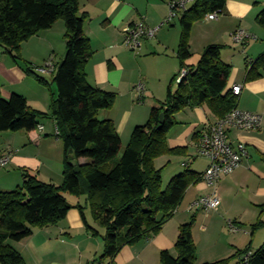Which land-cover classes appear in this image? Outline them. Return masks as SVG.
Masks as SVG:
<instances>
[{
  "label": "crops",
  "instance_id": "crops-1",
  "mask_svg": "<svg viewBox=\"0 0 264 264\" xmlns=\"http://www.w3.org/2000/svg\"><path fill=\"white\" fill-rule=\"evenodd\" d=\"M169 1L78 0L79 16L86 15L84 32L94 53L86 66L87 81L95 88L117 95L113 107L99 112L98 118L114 123L123 148L134 128L144 125L152 108L165 101L180 69L177 57L180 26L178 28L176 22L179 16L161 26L169 14ZM262 10L264 0H227L217 19L194 24L189 40L192 57L186 62L188 66L197 64L207 46H222L221 58L232 66L228 87H242L236 108L259 114L263 119L257 130H228L229 144L233 149L243 144L246 156L233 174L222 177L216 184L219 207L208 213L189 210L195 200L213 192L203 181L190 186L161 232L133 246L123 247L112 264H160L162 251L175 257L179 228L192 218L195 219L192 234L197 251L196 264L229 258L249 245L252 251L264 245V77L246 80L247 62L264 54V44L258 42L261 34L256 27L259 26L256 18ZM140 22L158 30L154 38H143L140 53L134 54L123 45V29ZM238 29L257 37L255 43H248L243 53L238 52V48H231V34ZM64 34L65 24L58 20L51 28L22 44L20 61L4 54L0 46L2 98L8 100L12 94L20 95L32 109L47 114L38 120L39 125L34 131L0 133V158L8 157L7 164L0 167V191H12L21 186L26 173L44 183L56 186L63 183V144L55 135L56 122L49 115L56 88L51 84L45 87L36 79L40 76L48 82L54 75L39 74L35 68L49 60L59 63L65 53ZM262 38L264 41V35ZM138 83L145 89L142 103L137 102L134 92ZM175 117L177 124L168 134V146L171 149L186 148V154L160 157L155 162L156 167L163 168V173L174 165L171 172L174 176L185 169L203 174L209 162L197 156L196 143L205 126L218 119L205 106L185 109ZM200 160H204L201 168L197 167ZM85 162L79 160V164ZM80 204L78 200L71 206ZM86 220L101 232L87 217ZM258 222L262 226L252 230ZM229 223L237 228L236 233L231 232ZM197 230L199 234H195ZM9 244L25 264H71L67 260L76 253L78 264H90L102 251L99 239L86 232L77 208L71 209L58 225L34 229L29 238Z\"/></svg>",
  "mask_w": 264,
  "mask_h": 264
},
{
  "label": "trees",
  "instance_id": "trees-1",
  "mask_svg": "<svg viewBox=\"0 0 264 264\" xmlns=\"http://www.w3.org/2000/svg\"><path fill=\"white\" fill-rule=\"evenodd\" d=\"M226 2L195 0L185 11L177 12V57L180 69L187 68L189 74L174 91L168 90L164 102L152 108L144 125L134 128L123 148L114 123L98 118L99 112L113 107L117 95L87 81L86 66L94 53L84 32L86 15L79 16L78 0H0V46L14 61L22 59L24 42L58 20L65 24V53L58 64L54 63L56 96L51 97L49 114L63 144V183H44L26 173L21 186L0 191V264H25L9 242L29 238L34 229L58 225L73 208L79 210L86 232L103 241L102 254L90 264H112L123 247L161 232L188 188L202 181V174L185 169L165 188L162 186L163 168L156 167V160L186 154V148L168 146V134L177 124L176 114L205 106L219 120L237 107L238 99L228 87L232 66L222 60V46L209 45L195 66L186 64L192 57L189 40L194 24L208 14L221 15ZM256 22L264 30V10ZM261 77L264 54L247 62L246 80ZM36 79L45 87L50 84L40 76ZM46 115L32 109L20 95L12 94L5 100L0 94V133L34 131L38 120ZM80 159L86 162L79 164ZM66 195L84 198V206H71ZM86 209L101 232L87 222ZM194 223L192 218L180 226L174 245L176 256L162 251L160 264H196ZM260 226L258 222L252 230ZM205 264H264V245L255 251L249 245L229 258Z\"/></svg>",
  "mask_w": 264,
  "mask_h": 264
},
{
  "label": "built area",
  "instance_id": "built-area-1",
  "mask_svg": "<svg viewBox=\"0 0 264 264\" xmlns=\"http://www.w3.org/2000/svg\"><path fill=\"white\" fill-rule=\"evenodd\" d=\"M195 0H170L168 3L169 14L163 21L162 25L170 23L175 19L177 12H183L194 3ZM219 12L208 14L205 20L212 21L218 18ZM158 28L151 29L147 27L144 22L126 26L123 29L124 40L123 45L129 51L137 52L141 49V41L143 38H154ZM233 42L242 46L244 49L251 41H256L257 37L245 30L238 29L231 34ZM36 72L39 74H52L55 69V64L52 60L46 61L42 66L36 67ZM189 74L187 68L179 69L175 81L179 83L183 78ZM233 94L238 97L241 93L242 87L235 85L232 88ZM136 93V100L142 103L143 94L145 92L144 86L138 83L134 87ZM263 122L262 116L247 111H241L234 108L224 118L217 120L213 124H208L199 134L196 143L197 156L208 160L209 165L202 174V181L213 189L212 194L203 196L195 200L190 206L189 210H200L208 213L215 210L220 205V198L215 189L218 181L224 177L233 174L241 165L242 160L246 156L245 147L239 144L236 149L229 144L228 130L236 128L239 130H257L261 127ZM55 135L58 136V130L55 127ZM8 157L0 158V167L7 164ZM229 228L232 233L238 230L229 223Z\"/></svg>",
  "mask_w": 264,
  "mask_h": 264
},
{
  "label": "rangeland",
  "instance_id": "rangeland-1",
  "mask_svg": "<svg viewBox=\"0 0 264 264\" xmlns=\"http://www.w3.org/2000/svg\"><path fill=\"white\" fill-rule=\"evenodd\" d=\"M201 21H205V19L204 20H201ZM207 21V20H206ZM176 22H178L179 23V20L177 19L176 20ZM256 27H257V30L260 32V34H261V36H260V40L258 41V42H260V43H263L264 44V41H263V38H262V36L264 35V31H263V29H261V27L260 26H257L256 25ZM178 28H179V25H178ZM252 43L254 42V41H251ZM257 42V43H258ZM255 43V42H254ZM246 47H248V46H246ZM231 48H236V50H237V48H238V52H240V53H243L244 51V49L242 48V46H240V45H237V44H235L233 41H232V44H231ZM131 53H134V54H138V53H140L139 51H137V52H132L131 51ZM196 58L197 57H195V59H193V61L192 62H194L195 60H196ZM42 66V65H41ZM48 82L51 84V86H53V87H55L56 88V86H55V84H54V82H53V80H48ZM176 85H177V82H175V83H173L172 84V86H171V89L173 90H175V88H176ZM173 90V91H174ZM175 119H176V117H175ZM62 142V141H61ZM161 164V163H160ZM160 164H157V166H160ZM203 164H204V160H200V161H198V164H197V167H203ZM175 166L174 165H171L169 168H167V169H165L164 170V172L162 173V186H163V188H165L168 184H169V182H170V180L174 177V174L173 173H171L172 172V169L174 168ZM199 169V168H198ZM176 174V173H175ZM177 176V175H176ZM66 198H67V202H68V204H70V205H72V204H74V203H77V201L79 200L80 202H81V206H84V198H75V197H73V196H68V195H66L65 196ZM85 214H86V217H87V219L91 222V223H93L92 222V220H91V217H90V214H89V211H88V209H86L85 210ZM194 225H195V223H194ZM194 225H193V227H194ZM192 230H193V228H192ZM38 231V230H37ZM195 234H199V232H198V230L195 232ZM198 236L199 235H197V238H198ZM98 239H99V242L100 243H102V251H101V254H102V252H103V241H102V239L100 238V237H98ZM193 240H194V238H193ZM194 243H195V241H194ZM196 245V244H195ZM196 254H197V251H196ZM73 256L70 258V259H68L67 260V262L68 263H71V264H78V260H79V257H78V253H76L75 255L74 254H72ZM100 256V255H99Z\"/></svg>",
  "mask_w": 264,
  "mask_h": 264
},
{
  "label": "water",
  "instance_id": "water-1",
  "mask_svg": "<svg viewBox=\"0 0 264 264\" xmlns=\"http://www.w3.org/2000/svg\"><path fill=\"white\" fill-rule=\"evenodd\" d=\"M161 122H162V115L160 116ZM73 165H75V162H72ZM76 172H78V167H76Z\"/></svg>",
  "mask_w": 264,
  "mask_h": 264
}]
</instances>
